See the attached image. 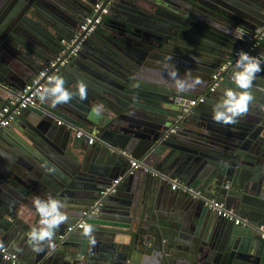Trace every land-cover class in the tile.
I'll return each mask as SVG.
<instances>
[{
  "label": "water",
  "instance_id": "1",
  "mask_svg": "<svg viewBox=\"0 0 264 264\" xmlns=\"http://www.w3.org/2000/svg\"><path fill=\"white\" fill-rule=\"evenodd\" d=\"M96 1L0 0V109L16 107L25 83L53 60L69 90L88 85L86 100L51 108L37 98L16 116L17 132L0 131L10 145L0 151V244L15 264H264V71L236 124L211 119L222 90L234 87L233 67L207 92L236 48L259 40L250 55L264 60V0H104V19L80 32ZM167 54L181 76L190 69L204 84L177 93L163 83ZM96 104L100 117L90 115ZM77 126L92 143L76 137ZM129 158L138 164L131 173ZM36 196L68 205L51 254L27 242L39 222ZM212 199L241 222L208 208ZM24 213L29 220L17 219ZM82 218L96 229L94 247L75 227ZM0 264L12 263L0 254Z\"/></svg>",
  "mask_w": 264,
  "mask_h": 264
},
{
  "label": "clouds",
  "instance_id": "2",
  "mask_svg": "<svg viewBox=\"0 0 264 264\" xmlns=\"http://www.w3.org/2000/svg\"><path fill=\"white\" fill-rule=\"evenodd\" d=\"M159 63L168 78L165 80L162 73V82L167 84L170 80L177 93H189L204 84L203 79L200 76H193L190 69L185 70L181 76L173 62L172 54L165 55ZM262 64H264V60L261 58L252 56L243 50L239 51L231 73V81L234 87L224 88L219 101L212 107L211 119L215 123L233 125L238 122L239 118H243L249 113L250 105L255 99L251 89L257 75L264 71ZM37 95L41 104H48L51 108H56L58 105L69 103L76 97L81 101L86 100L88 85L81 79L77 81L76 91H71L66 87L63 76L57 74L48 78V84L40 89ZM103 110L102 104H96L91 108L90 115L100 117ZM46 163L42 164L41 167H45L49 173L56 171L55 166L48 167ZM32 204L39 217V222L27 233L28 245L37 254L43 252L45 248L48 249L49 254L54 253L57 250L56 232L69 219L66 211L68 205L52 196L46 198L36 196ZM80 228L82 229L81 234L87 238L89 245L94 247L97 241L94 235L96 229L93 224L83 221Z\"/></svg>",
  "mask_w": 264,
  "mask_h": 264
},
{
  "label": "built area",
  "instance_id": "3",
  "mask_svg": "<svg viewBox=\"0 0 264 264\" xmlns=\"http://www.w3.org/2000/svg\"><path fill=\"white\" fill-rule=\"evenodd\" d=\"M104 0H97L93 5V11L90 15L84 18L83 22L79 25V31H86V34L93 31L97 25L100 23L102 16L108 13V5L109 1L104 5ZM264 34V31L261 35ZM259 36V39L261 37ZM259 40H254L247 48H236L230 57L226 59L223 63L215 68L213 73L211 74V83L207 88V92H212L218 85V83L222 80L223 75L228 70L229 67H233L235 64V60L238 58L239 51L243 50L248 52L249 54L251 51L255 50L256 46L258 45ZM75 49H73L70 53H73ZM56 60L51 61L49 64L41 68L36 75H34L30 80H28L25 85L23 86L22 90L18 93L16 101H19L18 105L13 108L15 102L11 101L9 104L3 106L0 109V131L9 126L11 122L16 118V116L20 113V110L26 107L35 106L37 103L38 92L48 83V78L53 76V71L57 70L58 67H55ZM65 61H62L60 65H63ZM55 67V68H54ZM53 70V71H52ZM204 100V94L198 95L195 98L189 101V106L196 105ZM188 108H185L187 110ZM57 124H61L62 120L59 119L56 121ZM74 127V126H71ZM76 137L82 138L87 137L88 143H92L94 140L93 134L85 127L77 126L76 128ZM138 166L137 160L134 158H129V168L128 172L131 173L134 167ZM120 178H116L113 180V184H116ZM177 183L173 182L171 185L172 188H176ZM182 190H191V187L182 186ZM208 208L214 211L216 214L226 217L228 219H233L234 224H239L241 222V218L236 215V213L232 210L227 208L223 202L219 200H210L207 204ZM83 213L86 214V211ZM85 221L84 218L80 219V221L75 225L76 228H80L81 222ZM72 227L68 226L67 229L70 230ZM261 232V236L264 237V228L263 226H259ZM0 254L2 258L9 260L12 264L18 262V258L15 253H12L7 250L6 247L0 246Z\"/></svg>",
  "mask_w": 264,
  "mask_h": 264
},
{
  "label": "crops",
  "instance_id": "4",
  "mask_svg": "<svg viewBox=\"0 0 264 264\" xmlns=\"http://www.w3.org/2000/svg\"><path fill=\"white\" fill-rule=\"evenodd\" d=\"M231 80V79H230ZM16 120V118L11 122V124L9 125V128L11 127V129L13 128V130L15 131L16 129H14L15 127H14V125H13V122ZM13 126V127H12ZM15 132H17V131H15ZM14 132V133H15ZM6 134H8V135H10L9 133H7L6 132ZM0 151H5V149H4V147H5V145H7V146H10L9 144H7V142H3V140H0ZM5 144V145H4ZM7 148V147H6ZM118 178H120V177H118ZM111 211H113V212H117V213H112L111 211H108V215H114L115 217L116 216H121L119 213H118V210H116V209H110ZM27 212V211H26ZM30 212V211H29ZM30 214H33L32 212H30ZM29 214L28 213H24L23 215L22 214H20L19 216H17V219H20V220H22V221H27V220H29L30 219V217L28 216ZM34 215V214H33ZM22 217V218H21ZM80 230H82L81 228H79ZM0 230H1V228H0ZM131 264V263H130Z\"/></svg>",
  "mask_w": 264,
  "mask_h": 264
},
{
  "label": "flooded vegetation",
  "instance_id": "5",
  "mask_svg": "<svg viewBox=\"0 0 264 264\" xmlns=\"http://www.w3.org/2000/svg\"><path fill=\"white\" fill-rule=\"evenodd\" d=\"M104 17H105V16L103 15L102 18L104 19ZM103 19H101V21H102Z\"/></svg>",
  "mask_w": 264,
  "mask_h": 264
}]
</instances>
